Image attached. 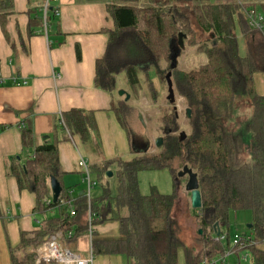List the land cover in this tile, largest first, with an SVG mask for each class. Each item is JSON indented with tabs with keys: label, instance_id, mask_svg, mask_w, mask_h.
Wrapping results in <instances>:
<instances>
[{
	"label": "trees",
	"instance_id": "1",
	"mask_svg": "<svg viewBox=\"0 0 264 264\" xmlns=\"http://www.w3.org/2000/svg\"><path fill=\"white\" fill-rule=\"evenodd\" d=\"M87 1L104 2L115 25L104 55L96 61L94 82L113 95L112 109L118 121L126 127L124 116L129 114L130 100L118 96L121 77L129 87L126 93L143 90L150 103L157 105L160 94L152 74L166 75V79L170 75L175 95L191 110V118H187L190 132L179 141V114L168 100L169 106L160 110V148L131 159L97 162L89 155L90 173L97 183L116 167L118 191L112 195L104 189L88 203L85 191L71 196L63 187L65 173L57 142L36 144L32 122L25 120L20 125L22 145L33 149V156L24 166L11 165L10 172L20 190L35 196L34 213L42 220L39 230L21 233L19 246L9 248L11 264H47L37 262L36 250L52 236H58L67 248L88 232L90 213L93 226L118 222L120 227L114 238L93 234L94 257L122 254L128 264H203L229 248V242L217 240V232L229 228L231 213L240 211L252 213L250 233L241 236L243 240L250 237L246 245L252 263L264 264V96L257 94L254 82L255 75L264 74V36L249 24L251 11L264 17V0ZM7 9L9 4L0 0V15H7ZM181 34L184 48L179 51L177 66L172 67V46L178 47ZM239 38L246 48L243 56ZM186 48L203 54L206 62L190 71L178 69ZM62 118L65 139L78 136L88 154L98 152L92 136L96 130L92 113L72 110ZM184 167L198 175L202 199V208L193 215L197 236L192 247L180 239L173 215L185 182L178 173ZM163 169L172 175L173 193L162 194L152 188L149 195H143L139 174ZM52 178L62 187L56 204L50 188ZM53 210H58L57 214L49 216Z\"/></svg>",
	"mask_w": 264,
	"mask_h": 264
},
{
	"label": "crops",
	"instance_id": "2",
	"mask_svg": "<svg viewBox=\"0 0 264 264\" xmlns=\"http://www.w3.org/2000/svg\"><path fill=\"white\" fill-rule=\"evenodd\" d=\"M2 1L10 10L0 15V264H11L9 248L19 246L21 233L39 230L42 220L34 213L35 196L20 190L10 172L11 165L24 166L33 156V149L22 145L20 125L25 120L32 122L36 144L57 142L65 173L63 187L71 196L86 189L77 166L79 154L90 164L89 155L99 162L131 159L141 152L135 153L127 128L113 112V95L94 82L96 61L104 55L109 33L115 29L106 4L58 0L53 8L58 9L59 16L50 14L46 33V0ZM239 46L243 56L246 48L241 38ZM254 82L257 94L264 96V74L255 75ZM72 110L93 114L96 130L92 136L99 147L95 154L87 153L78 136L72 137L73 142L65 139L60 124L63 114ZM99 196L98 192L92 197ZM56 214V210L48 213ZM119 230L118 222H106L94 226L93 234L114 238ZM67 249L87 256L92 251V239L86 233ZM93 264H128V259L122 254L98 255Z\"/></svg>",
	"mask_w": 264,
	"mask_h": 264
},
{
	"label": "rangeland",
	"instance_id": "3",
	"mask_svg": "<svg viewBox=\"0 0 264 264\" xmlns=\"http://www.w3.org/2000/svg\"><path fill=\"white\" fill-rule=\"evenodd\" d=\"M215 3L216 0H210ZM205 56L203 54H196L194 49L186 48L183 56L178 61V69L183 71H190L193 68L205 63ZM163 69H166V64L163 63ZM166 75L152 74L153 84L160 94L159 103L152 105L143 90L134 91L129 90V114L124 116L125 126L129 132V136L137 152H144L147 150H156L155 143L162 137V125L160 123L161 109L167 108L169 94L168 80ZM120 91H126L127 86L125 77H121L119 80ZM118 92V96H119ZM125 99L126 96H122ZM174 106L177 108L179 114V121L181 126V132L189 134L190 128L188 126V119L186 116V105L182 98L175 96ZM142 117V120L140 119ZM180 133L178 134L180 136ZM113 176L110 178L106 175L99 178V185L92 191V196L99 192V195L103 193L104 189H109L112 195H116L118 191V179L116 176V169H111ZM93 179L96 177L93 175ZM139 187L143 195H149L152 188H156L162 194H172L174 189L173 178L168 169L158 171H145L139 174ZM185 182L181 187L180 201L176 204L173 212L174 218L177 221L179 227V237L186 247H192L195 243L194 240L197 236L196 222L193 215L196 214V210L191 208V195L185 191L187 183V177L184 178ZM83 188V186H82ZM99 190V191H98ZM64 208H62L63 210ZM58 210H56L57 212ZM252 222V213L249 211H240L231 213L229 228H222L223 234H229L230 239H233L235 235L242 236L250 233V224ZM20 258V254L17 255ZM236 258H229V263L235 264ZM241 264H253L251 257L249 262L242 261Z\"/></svg>",
	"mask_w": 264,
	"mask_h": 264
},
{
	"label": "built area",
	"instance_id": "4",
	"mask_svg": "<svg viewBox=\"0 0 264 264\" xmlns=\"http://www.w3.org/2000/svg\"><path fill=\"white\" fill-rule=\"evenodd\" d=\"M58 0H46L43 11H44V25L45 32L49 29V21L48 18L50 14H54L55 16H59L58 9L53 8V5L56 4ZM249 24L252 29L260 32L264 36V17L260 13H256L255 11L250 12ZM1 83V80H0ZM70 140L73 142V138L70 137ZM77 166L79 172L82 174L83 182L85 184V195L88 200V203L91 202L92 199V191L98 186L96 180L92 178L89 169L88 159L79 154V160L77 162ZM68 205V204H67ZM70 214L73 215L74 211L71 209ZM93 215L89 214V230L88 236L92 239L93 236V228L92 225ZM72 235L71 233L69 234ZM217 240L227 243L229 242V248L224 251L223 255L215 257L214 259L208 260L206 259L203 264H227L229 263V258H236V264H241L242 261H248L250 259V254L247 251L246 242H249L250 237H246V240H243L241 236L235 235L233 239H230L227 234H223L220 232L217 235ZM229 238V239H228ZM36 258L37 262H44L47 264H93L94 255L92 251L87 255H83L81 253H75L67 248L63 247L59 241L58 236H52L47 242H45L39 249L36 250Z\"/></svg>",
	"mask_w": 264,
	"mask_h": 264
},
{
	"label": "water",
	"instance_id": "5",
	"mask_svg": "<svg viewBox=\"0 0 264 264\" xmlns=\"http://www.w3.org/2000/svg\"><path fill=\"white\" fill-rule=\"evenodd\" d=\"M183 39H184V35H180L178 38V47L176 46H172V54H171V58H172V67H176L177 66V57L179 56V51L183 50L184 48V44H183ZM167 80H168V85H169V98L168 100L170 102H175V92H174V88H173V83L171 81L170 75L167 76ZM119 96H126V101H128L130 99V95L127 94L125 91H120L119 92ZM176 108V107H175ZM177 109V108H176ZM186 116L188 119L191 118V110L187 109L186 110ZM140 119L142 120V117L140 116ZM186 139V133L185 132H181L180 136H179V141L183 142ZM163 144V139L159 138L156 143L155 146L156 148H160ZM108 177H112L113 173L112 172H108L107 173ZM178 177L179 178H185L187 177V183L185 186V191L187 193H190L191 195V208L194 210H199L202 208V199H201V192L199 190V182H198V175L190 168L188 167H184L182 171H180L178 173ZM50 188H51V192H52V200L53 203L56 204L59 200L60 194L62 192V187L60 185V183L55 179L52 178L50 180ZM249 228H251V226H249ZM200 234H202V231H200ZM220 232H217V235H219Z\"/></svg>",
	"mask_w": 264,
	"mask_h": 264
}]
</instances>
